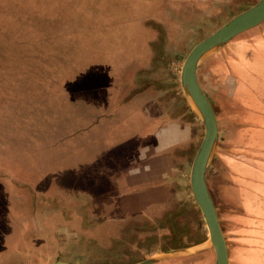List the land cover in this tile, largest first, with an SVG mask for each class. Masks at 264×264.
<instances>
[{"label": "crops", "instance_id": "obj_1", "mask_svg": "<svg viewBox=\"0 0 264 264\" xmlns=\"http://www.w3.org/2000/svg\"><path fill=\"white\" fill-rule=\"evenodd\" d=\"M255 1H57L58 5L64 3L69 7L67 11L72 13V20L65 26L78 33L87 27L126 28L129 19H117L120 14L116 13H142L136 21V27L140 29L138 35L129 41L136 45L131 57H126L127 62L114 73L110 85L104 87L111 89L106 100L116 109L105 119L110 122L106 130H111L112 136L119 126L126 128L128 137L134 139L138 147L133 156L124 154L125 164L113 168L106 177L104 186H111L109 191L104 186L94 187V190L90 186L86 190L74 184L66 185L58 175L46 178L43 159L60 160L61 155L57 153L52 157L49 154L56 146H51L46 154L42 145L37 184L30 182L25 188L31 199L24 219L33 226L31 234L45 238L48 230L44 231V228L51 227L55 221L63 223L61 204L64 203V195L71 194L70 202L75 205L71 216L79 229L75 232L79 237L86 234L81 244L87 242L85 247L80 245L72 249L78 253L76 259L53 256L45 264L56 261L108 264L90 262L88 257L96 252L123 253L128 250L127 241L114 246L106 239V235L118 234L120 237L124 232V228L120 232H109L111 225L117 224L115 221L120 222L122 228L127 221L159 220L165 213L166 221L177 223L181 229L186 226V232L174 231V238L179 241L176 245L151 247L149 252L191 247L205 239V236L193 238L191 232L196 228L192 220L195 219L199 225L200 213L188 183L191 161L203 127L180 90L177 68L193 44ZM43 4L42 0L41 14H45L47 21L49 17L53 19V15L45 13ZM91 13H95L97 18L92 19ZM94 39L102 42L104 37L97 35ZM73 67L68 65L70 69ZM56 69L59 68L50 69V73L59 75L54 71ZM70 73L68 70L65 74ZM195 76L214 111L218 129L205 179L225 241L227 264H264V20L206 54L197 64ZM31 187L40 189L38 197ZM178 203L184 206L187 214L178 213ZM84 204L83 208L79 206ZM188 214L191 219H187ZM197 215L198 218H194ZM20 220L15 219L14 222ZM39 223L41 229L35 227ZM61 228L62 224H56L49 232L61 234ZM140 232L138 235H142ZM164 234L171 235L169 231ZM41 248V245L29 247L22 253L1 248L0 252H7L2 264H37L35 260L37 257L41 259ZM88 252L93 254L87 255ZM167 259L174 260L170 264H213L214 254L208 248L150 264Z\"/></svg>", "mask_w": 264, "mask_h": 264}, {"label": "rangeland", "instance_id": "obj_2", "mask_svg": "<svg viewBox=\"0 0 264 264\" xmlns=\"http://www.w3.org/2000/svg\"><path fill=\"white\" fill-rule=\"evenodd\" d=\"M43 1L45 13L53 15L48 21L40 11L42 0H0V249L7 247L22 253L41 245L37 264H45L53 256L76 259L78 253L72 249L87 246L85 241L81 244L86 234L79 237L75 232L79 229L71 216L75 207L70 202L71 194H65L61 204L63 223L55 221L51 227L44 228L48 230L45 238L31 234L33 226L24 219L31 199L25 188L30 182L37 184L42 145L46 154L51 146H56L49 154L61 155L60 160L43 159L45 177L58 175L64 184L86 190L90 186L93 190L103 187L112 169L125 164L124 154L133 156L138 147L128 137L126 128L119 126L112 136L111 130H106L110 122L105 119L116 109L106 100L111 89L104 87L110 85L114 73L127 62L126 57H131L136 45L129 41L138 35L136 21L142 16L135 11L116 13L120 14L117 19H129V26L116 30L108 27V31L87 27L78 33L65 26L72 20V13L62 0L60 5L58 0ZM91 18L96 19L97 15L91 13ZM97 35L104 37L103 43L95 42ZM68 65L75 67L70 69ZM52 68H59L54 70L59 75H52ZM68 70L70 75L65 74ZM100 121H105L104 125ZM104 188L110 191L112 187ZM30 189L39 196L38 187ZM79 206L83 208L86 204ZM176 206L179 214H187L181 203ZM166 215L154 221H127L122 228L115 221L117 224L108 227L109 232H120L123 228L124 232L120 237L106 235V239L114 246L127 241L128 250L88 252L87 255L93 254L89 261L129 264L159 252H149L151 247L176 245L179 241L174 238V231L186 232V226L181 229L177 223L166 221ZM15 219L21 220L14 222ZM192 221L196 225L191 231L193 238H204L207 234L201 216L197 220L199 225L195 219ZM56 224L63 225L61 234L49 232ZM39 226L40 223L35 224L41 229ZM140 231L142 235H138ZM167 231L171 235L164 234ZM5 254L0 252V264L4 263ZM170 261L174 260L154 264H170Z\"/></svg>", "mask_w": 264, "mask_h": 264}, {"label": "water", "instance_id": "obj_3", "mask_svg": "<svg viewBox=\"0 0 264 264\" xmlns=\"http://www.w3.org/2000/svg\"><path fill=\"white\" fill-rule=\"evenodd\" d=\"M263 20L264 0H256L193 44L178 66L180 90L189 108L203 127L200 142L191 161L188 183L190 194L198 208L208 237L206 235L205 239L197 245L177 250L159 251L134 264H150L163 258L190 255L208 248L212 249L214 254L213 264H227L225 241L205 179L206 167L217 142L218 129L214 111L199 87L195 70L199 61L206 54L219 49L237 34L258 25ZM190 100L197 112L193 109ZM50 264L69 263L56 261Z\"/></svg>", "mask_w": 264, "mask_h": 264}, {"label": "bare ground", "instance_id": "obj_4", "mask_svg": "<svg viewBox=\"0 0 264 264\" xmlns=\"http://www.w3.org/2000/svg\"><path fill=\"white\" fill-rule=\"evenodd\" d=\"M190 102H191V104H192V107H193V109L197 112V109H196V107L194 106V104H193V102L190 100ZM207 231V230H206ZM207 237H208V234H207Z\"/></svg>", "mask_w": 264, "mask_h": 264}]
</instances>
